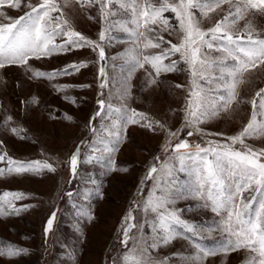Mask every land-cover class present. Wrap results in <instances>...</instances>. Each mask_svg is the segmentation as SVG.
I'll use <instances>...</instances> for the list:
<instances>
[{
    "label": "rangeland",
    "instance_id": "374dc122",
    "mask_svg": "<svg viewBox=\"0 0 264 264\" xmlns=\"http://www.w3.org/2000/svg\"><path fill=\"white\" fill-rule=\"evenodd\" d=\"M42 2L20 0L18 9L3 4L0 25ZM54 2L59 10L50 16L55 22L91 43L74 46L66 44V36L56 35L53 44L64 48L30 54L27 63L5 60L0 67V250L18 251L0 255V264H126L130 254L142 257L143 264H249L255 253L230 247L240 227L232 204L213 211L216 193L210 197L211 186L202 177L205 162L215 163L216 153H255L264 163V130L259 128L264 123V63L257 61L237 75L235 99L225 108L219 97L227 98L228 88L212 79L221 75L218 67L190 65L180 53L162 62L175 61L174 71L157 74L151 63H137L182 42L185 33L175 13H163L156 23L151 19L154 8L165 2L175 6L180 0ZM193 11L203 31L229 17L231 34L244 37L242 46H248V36L264 40V11L246 7L244 0ZM48 27L51 31L55 23ZM150 40L160 47H145ZM213 43L212 49L201 47L198 60L235 66L218 50L225 42ZM200 88L217 115L189 124L185 117L190 93ZM254 110L255 130L242 143H234L231 138L249 124ZM182 142L188 147L176 150ZM77 153L73 173L71 159ZM35 162L52 170L8 171L14 164ZM221 163L227 193L234 196L237 208L255 198L244 216L254 218L264 196L255 184L237 195L244 177L227 159ZM12 194L23 198L13 199ZM158 199L162 202L156 211L145 210L149 201L155 205ZM171 213L188 227L172 222L174 238L164 243L169 233L160 228V216ZM53 214L52 228L46 232ZM129 225L133 227L125 244Z\"/></svg>",
    "mask_w": 264,
    "mask_h": 264
},
{
    "label": "snow or ice",
    "instance_id": "6c2138e0",
    "mask_svg": "<svg viewBox=\"0 0 264 264\" xmlns=\"http://www.w3.org/2000/svg\"><path fill=\"white\" fill-rule=\"evenodd\" d=\"M225 0H180L178 5H169L166 2L163 3L159 8L152 10L151 19L153 23L157 22L158 17H162V14L171 11L175 13L176 19L179 21L180 28L184 31L185 35L182 42L179 45L171 44L169 49H165L161 54L154 56H144L143 63L137 62L140 67L144 66V63H151L152 68L155 69L156 73L159 74L161 71L168 72L174 71L176 62L172 61L170 64H163V60L176 53H180L182 59L188 62L190 65L199 63L202 68L218 67L221 75L219 77H213L221 87L227 86L228 97L220 96L219 100L222 102V107H227L232 100L235 99V87L236 77L244 70L254 65L257 61L264 63V40H254L252 36L247 37L248 46L244 47V37H236L230 32V25L228 24L229 17H225L224 21L218 22L215 27L203 31L199 28L198 24L194 22L195 12L193 10L212 9L218 7ZM7 3L9 7L20 8V0H0V6ZM246 7L257 8L264 11V0H244ZM31 7V6H30ZM58 6L54 0H43L37 7H31V11L25 13V15L15 19L12 23L7 25H0V67L4 66V61L8 60L11 63H27V59L30 54L43 53L45 55L50 54L51 51L56 48H64L65 45H54L53 40L56 35L66 36L68 39L66 44H73L74 46H81L80 42L90 44L80 33L73 30H65L61 23H56L54 18L50 16L51 12L58 11ZM242 9L236 8V13L240 14ZM206 14V13H205ZM145 17H148V13H142ZM147 22V20L145 21ZM161 22L164 25L168 24L167 19H162ZM234 22V21H233ZM55 23V27L50 31L48 25ZM63 24H67V21H63ZM139 24V22H138ZM137 36L143 35L142 33H136ZM77 38V39H73ZM104 38L103 32H101V39ZM161 41L163 38H160ZM224 41L219 51L224 52L227 56L231 57L235 61V66L228 67L223 61L219 63L213 62L212 64L207 63L204 60H198V53L201 47L206 46L208 49L214 47L215 41ZM168 43H171L170 41ZM51 46V47H50ZM151 46L152 48H159L160 43H153L151 40L145 47ZM183 49V51H182ZM242 54V55H241ZM101 59L104 58L103 49L100 50ZM246 58V59H245ZM81 67L83 65H80ZM74 70L78 71L77 66H70ZM65 74H70L65 70ZM101 74H104V69H101ZM196 73L193 72V75ZM37 75H42L37 73ZM203 77V73H201ZM231 79L229 84L228 79ZM211 82V81H210ZM103 86V85H102ZM177 87H180L177 85ZM264 92V89L261 90ZM260 96V93H257ZM103 105V101L99 102ZM212 102L209 100L207 93L202 88L194 90L190 93V99L188 100L186 121L189 124L203 122L204 119L217 115V109L212 107ZM256 102L253 101V108L255 109ZM260 108L264 109V100L260 103ZM136 115L142 114H133ZM257 116L255 110L253 111L249 124L237 137H232V141L243 142L242 138L245 135L250 134V130H255ZM130 122L135 123V118H130ZM261 130H264V123L259 125ZM15 131V130H13ZM191 135V133H189ZM187 143H180L175 146L176 150L181 148H187ZM208 151H214L209 149ZM77 154H74L71 159L72 170L75 173L77 165ZM255 153L251 155L243 154L239 151H226L224 153H216V162L206 161L204 165L203 180L210 184L211 190L209 192L210 197L215 192L216 195L213 198V211H217L225 203H231L233 207L232 215L236 217L240 227L235 232L236 241L230 244L231 250H237L241 247L249 249L256 255L249 261V264H264V200L259 203V208L256 210L254 218L244 219L248 211L251 208L252 202L242 203L240 208H237L235 198L233 195L227 193V185L224 179V166L221 163L222 160L227 159L229 165L236 170H239L240 174L244 177V181L237 186L236 194L238 195L241 191L247 190L253 184L257 185V191L260 195L264 196V163H259L254 158ZM0 160L3 157L0 156ZM41 167L51 169L50 165L41 166L39 162L31 163L28 165L19 164L9 167L8 171H15L17 174L33 171L38 172ZM156 168L153 167L151 172H155ZM3 170H0L2 174ZM9 193H4L3 196L7 197ZM13 199L19 200L23 198V194H12ZM161 200H157L155 205L151 201L148 202L146 211L150 207L152 211H156L161 204ZM53 217L48 220L45 231H49L52 228ZM183 225L188 227L186 222L181 221L174 213L168 216H160V228L169 235H165L163 242L167 243L171 238V224ZM133 225H129L128 229L125 230L124 243L127 244V237ZM191 230V229H189ZM16 255L18 251L8 252L0 250V255ZM126 264H143L142 257H137L134 254H130L125 257Z\"/></svg>",
    "mask_w": 264,
    "mask_h": 264
}]
</instances>
